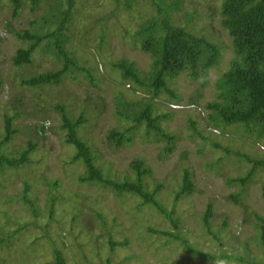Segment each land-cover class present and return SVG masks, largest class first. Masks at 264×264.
I'll return each instance as SVG.
<instances>
[{
  "label": "rangeland",
  "instance_id": "374dc122",
  "mask_svg": "<svg viewBox=\"0 0 264 264\" xmlns=\"http://www.w3.org/2000/svg\"><path fill=\"white\" fill-rule=\"evenodd\" d=\"M113 3V0H78V7L82 12L78 15L77 33L81 36L80 34L88 31V41H79L81 38L75 36L68 45L79 58L87 59V63L81 64L89 67L91 64L96 65L95 61L98 60L95 55L100 35H106L102 57L106 58L108 68L105 67L104 72L103 65L98 63L97 68L102 77L100 83L97 82L99 86L95 87L82 78L76 81L68 76L54 90L50 87L32 90L22 85L21 76L56 69L60 66V61L43 42L34 51L30 66L18 67L12 64L11 57L15 50L26 44L6 29L7 24L14 30L26 27L33 14L28 8H24L20 15L12 17L7 0H0V138L4 132V114L15 115L14 126L18 130L11 142L0 147V153L15 156L28 145V141L36 143L28 164L18 169L7 168L0 174V234L33 219L26 205L13 199L15 194H21L24 182H30L31 196L36 197L40 209L45 211L50 194L44 178H60L61 195L55 201V217L50 221H46V217L39 221L47 223L45 228L49 231L51 240L46 231L41 230V240L26 243L25 252L24 248L18 249V254L23 253L24 264L28 260L29 264H54V246L58 247L66 264H107L108 258V264H177L173 261L184 254L180 242H174L168 247L161 246L165 236L145 229L147 225H151L162 230L168 227V222L154 207L139 205L141 198L138 195H117L111 190H103L94 184H83L76 179L77 174L84 170V165L81 161L71 162L75 149L63 141L65 131L60 129V115L43 103H40V111L35 104L39 95L52 103L51 94H57L62 89V92L70 93L69 110L72 114L77 116L82 109L90 119L80 131L83 129L82 132L98 153L100 162L109 168L112 176L134 179L135 174L129 164L134 159H143L144 164L153 169L145 177V182L150 187L158 182L164 185L157 198L171 210L170 203L178 188L183 168L190 170L196 190L179 201L175 210L179 221L187 223L188 228L183 227L182 231L192 245L204 251H215V247L217 248L215 242L203 236L201 222L197 220L210 202L213 206L214 228L221 231V237L226 241L222 246L224 251L229 250L233 255L264 262V245L253 226L255 219L251 214L256 211L264 215V166L256 168L247 185L243 201L247 208L227 199L229 193L237 191L239 187L226 184L227 177L245 175L253 165L232 152L239 151L252 159H264V140H255L241 125L222 128L209 125L211 110L205 107L208 101L216 98L217 78L228 68L232 56L231 39L220 23V0H182L178 9L172 12L175 25L183 26L191 33L215 42L221 47V52L219 64L217 68H210L205 86L201 85L202 79L192 80L186 73L169 81L170 87L182 96L175 108L172 107L173 101L166 95L152 100L155 114L173 112L171 117L161 122L164 130L177 136L176 148L166 158L161 156L162 143L145 136L144 128L133 134V142L128 145L117 147L106 139L108 130L120 129L128 123L119 119L114 112L115 95L124 87V82L119 78L117 70L109 68L108 62L122 58L133 60L143 72L149 71L152 62L151 56L140 50L139 42L133 36L138 24L150 14L151 6L142 2L129 11L119 6L109 19H105L113 9ZM141 95L142 91L127 94L130 100ZM144 96H147L146 92ZM191 121L206 135V140L194 132L190 126ZM213 141L221 143L230 153L212 146ZM211 163L215 165L208 166ZM7 220L13 223H8ZM191 220H197L195 228L192 227ZM224 221L227 223L225 226ZM27 228L14 238L29 232ZM125 237L128 239L127 243L124 241L121 246L116 245L113 251L110 250V238L122 242ZM2 252L11 253L12 256L15 250L11 248ZM1 254L0 252V257ZM28 254H31L30 257ZM14 263H17L16 260L11 262ZM182 264L220 262H201L192 258L183 260ZM224 264L236 263L227 261Z\"/></svg>",
  "mask_w": 264,
  "mask_h": 264
},
{
  "label": "trees",
  "instance_id": "16d2710c",
  "mask_svg": "<svg viewBox=\"0 0 264 264\" xmlns=\"http://www.w3.org/2000/svg\"><path fill=\"white\" fill-rule=\"evenodd\" d=\"M181 1L113 0V9L109 11L108 16L104 17L109 19L119 6H123L124 10L129 11L140 6L142 2L149 4L152 9L147 18L138 24V29L133 34L136 41L139 42L140 50L148 53L152 58L149 71L143 72L136 66L135 61L124 58L108 62L109 68L117 70L119 78L124 82V87L115 95L114 112L119 119L128 122L125 127L112 128L107 131L106 139L114 146L131 144L133 134L140 128H144L145 136L162 143L161 156L166 158L176 148L177 136L164 130L161 127V122L171 117L173 112L166 111L159 115L155 114L152 100L166 95L173 101V104L178 105L182 96L170 87L169 81L186 73L187 77L192 80L202 79L201 85L205 86L210 68H217L219 64L221 47L218 44L204 36L191 33L183 26L175 25L172 12L178 9ZM7 2L11 8L12 17L20 15L24 8H28L33 14L26 27L14 30L7 24L6 29L26 44V46H20L15 50L11 57L12 64L18 67L30 66L33 63L34 51L43 42L52 49L60 61V66L56 69L22 75L20 78L22 85H26L32 90H43L46 87L54 90V87L61 85L69 76L76 81L82 78L95 87L99 86L97 82L100 83L102 77L99 75L98 63L103 65L104 72H106L105 67L108 68L106 58L102 57L106 35L101 34L100 41L96 45L98 50L95 55V58L98 59L95 61L96 65L91 64L89 67L82 65L81 62L87 63V59L79 58L75 51L68 48L75 36L86 39L88 34V31L80 34L81 36L77 33L78 15H81L82 12L78 7V0H7ZM220 13L221 26L231 39L232 56L228 68L217 78L216 98L205 104V107L211 110L208 117L209 125L215 128L241 125L255 140H264V0H220ZM81 39L79 41L85 43L88 41ZM137 91H142L143 95L130 100L127 94ZM144 92L147 96H144ZM69 96L70 93L62 92V89H59L57 94H51L52 103H48L39 95L36 99L38 102L36 101L35 104L40 111L42 109L40 103H43L44 106L55 109L60 115V129L65 131L63 141L75 149L71 162L81 161L84 165V170L81 174H77L76 179L83 184H94L103 190H111L117 195L136 194L141 198L139 205H149L162 213L168 222L167 228L160 230L147 225L145 229L165 236V241L161 246L180 242L179 245L183 248L184 254L173 263L182 264L185 259L197 258L201 262L209 260L220 262V264L227 261L236 264H264L255 258L246 259L244 256L231 254L229 250L224 251L223 247L226 241H223L221 231L214 228L213 206L210 202L207 203L205 210L198 215L197 220L201 222L203 236L215 242L217 248L215 247V251H204L192 245L182 231L183 227L188 228L187 223L179 221L175 210L179 201L192 195L196 190L190 170L183 168L178 188L174 189L173 201L170 203L172 204L171 210L167 209L157 198L159 190L164 188V185L158 182L157 185L150 187L145 182V177L151 174L153 169L146 166L143 159H134L129 164L135 174L134 179L127 177L119 179L112 176L109 168L100 162L98 153L95 152L89 139L82 132L83 129L80 131L82 126L90 122V119L82 109L78 113L75 110L77 116L72 114V111L69 110L71 109ZM40 117L42 116L40 115ZM14 120L15 115H3L4 132L0 138V147L11 142L14 135L18 133L14 126ZM190 126L203 140L207 139L206 135L196 128L194 121H191ZM211 144L224 150L225 153H230V150L222 147L219 142L213 141ZM35 149L36 143L28 141V145L15 156L0 153V174H3L7 168L18 169L28 164L31 161L30 154ZM232 153L253 164L245 175L226 178L227 185L239 187L237 191L229 193L227 199L234 204L246 207L243 201L246 198L247 185L256 168L264 166V159H252L239 151ZM214 165L215 163L208 164V166ZM60 181H62L60 178L52 180L44 178V183L47 184L50 194L45 211L40 209L36 197L31 196L32 187L28 181L24 182L21 194L13 196V199L26 205V208L31 211L33 219L14 229L8 228L4 231L5 233L0 234V252L2 253L0 264H11L15 260L17 263L14 264H24L23 253L18 254V251L23 249L28 242L34 243L41 240L40 236L43 233L40 234L41 230H45L48 239L51 240L48 235L49 231L45 228L47 223L39 221L44 217H46V221L54 219L55 201L57 202L61 195ZM251 214L255 219L253 226L264 245V215L256 211H252ZM197 220H191L193 228L196 227ZM7 222L13 223L10 220ZM223 224L225 226L227 223L224 221ZM25 228L29 232L15 239L14 236ZM124 241L127 243L128 239L125 237L121 242L110 238V250L113 251L116 245L121 246ZM9 246L11 247L9 248ZM11 248L15 250L12 256L11 253L2 252V250L9 251ZM23 251H26V247ZM53 252L55 254L54 264H66L58 247L54 246ZM30 255L27 256L30 257ZM106 262L108 264L109 258ZM29 263L28 260L27 264Z\"/></svg>",
  "mask_w": 264,
  "mask_h": 264
},
{
  "label": "clouds",
  "instance_id": "9594fccd",
  "mask_svg": "<svg viewBox=\"0 0 264 264\" xmlns=\"http://www.w3.org/2000/svg\"><path fill=\"white\" fill-rule=\"evenodd\" d=\"M175 106H177V105H175V104H172V107H174V108H175Z\"/></svg>",
  "mask_w": 264,
  "mask_h": 264
}]
</instances>
